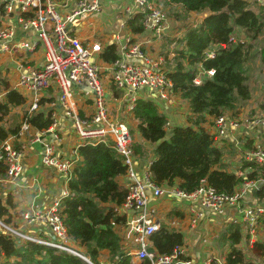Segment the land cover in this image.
Masks as SVG:
<instances>
[{
  "label": "trees",
  "instance_id": "16d2710c",
  "mask_svg": "<svg viewBox=\"0 0 264 264\" xmlns=\"http://www.w3.org/2000/svg\"><path fill=\"white\" fill-rule=\"evenodd\" d=\"M164 3L179 6L187 16L191 13L205 15L197 24L190 23L184 29L178 40L173 41V55L169 57V53H166L163 60L167 75L173 82V98L176 100V107L170 108L176 112L178 110L185 122L175 123L168 113L161 111L167 101L148 97L137 98L133 109L128 112L136 121L141 140L152 146L153 157L148 166L150 178L160 186L177 184L179 189L186 192L194 190L199 181L205 178L217 192L231 194L244 179L263 178L264 164L243 158L237 169L243 170L246 173L244 176L226 170L222 163L223 150L218 146L223 137L219 140L214 138V132L204 125L205 116L214 120L227 111L236 113L249 109L247 103L252 99V90L247 67L253 56L252 46L237 37L240 32L247 38L259 36L263 28L264 2L164 0ZM0 11L3 13L4 9L0 7ZM125 27L133 34L142 33V15L136 13L126 19ZM116 50L114 42L107 43L98 53L99 61L96 62L111 65L117 58ZM209 51H213L211 57L207 56ZM260 59L264 63V47ZM198 67L201 70L213 69L214 73H202L201 82L195 84L193 79L200 70ZM112 91L115 96H122L121 89L114 87ZM0 95V141L10 136L16 139L20 121L17 117L13 124L7 125V117L12 108L25 103V97L11 89L1 74ZM249 110L252 112L253 108ZM20 119L22 122L28 121L38 130L47 128L51 123L49 115L41 112L27 115L25 111ZM26 141L30 143L27 138ZM14 147L25 154L21 146L14 144ZM132 148L134 154L149 150L143 143L136 142ZM76 153L72 177L68 181L69 194L61 204L69 236L67 243L72 246L77 243L78 247H75L79 250L82 248L83 251H80L96 264L105 255H108L105 261L111 264H151L148 259L133 261L132 255L123 247L122 232L118 233L126 223V216L118 211L127 197L126 184L118 181L119 177L126 175L123 157L104 143L80 144ZM25 158L26 155L24 167ZM248 169L250 171L246 172ZM3 171L0 164L1 174ZM258 192L260 197H264L262 187ZM1 203L0 200V219L9 225L12 216L10 209L15 206L10 194L7 195L10 206L7 208ZM222 238L229 242L226 264H264V238L257 239L251 249L261 262L258 258H249L248 251L242 247L245 236L240 225L231 223ZM150 240L149 250L155 256L169 254L183 244L182 234L170 231L164 225L150 236ZM0 248L7 259H12V264H87L65 251L29 241L18 243L1 229Z\"/></svg>",
  "mask_w": 264,
  "mask_h": 264
},
{
  "label": "built area",
  "instance_id": "2783aa9c",
  "mask_svg": "<svg viewBox=\"0 0 264 264\" xmlns=\"http://www.w3.org/2000/svg\"><path fill=\"white\" fill-rule=\"evenodd\" d=\"M264 2V0H259ZM0 7L11 15L14 14L20 31L33 32L34 38L16 39L17 28L11 23L0 26V54L16 48L28 52L41 50L43 64L34 66L19 63L18 78L15 87L21 89L29 99L28 115L37 111L45 91L55 88L57 99L64 114L72 120L74 132L79 138L70 156L60 154L57 150L61 138L53 128L56 120L53 118L51 127L35 129L28 121L21 122L18 127V137H27L30 143H41V163L46 168H54L64 178L66 187L47 204H34L33 208L24 214L28 223H42L52 233V239L42 238L31 232H24L0 219V229L6 231L18 243L34 242L73 254L87 264H96L77 249L67 243L68 233L62 216V200L69 194L68 181L72 177V169L80 144L104 143L112 146L124 159L126 165L127 197L118 208L119 213L126 216L125 237L132 241L128 247L129 254L137 260L148 259L151 264H191V260L183 258V251L175 247L169 254L155 256L149 250L150 236L159 228L157 208L151 198H158L165 192L163 186L155 184L150 178L148 167L142 177L134 169L133 137L126 122L115 120L109 113L108 92L102 76V70L95 58L102 50L99 42H85L75 32L79 20L101 10V0H77L73 10L61 13L55 0H0ZM142 15L143 32L160 37L166 29V20L162 11L153 5L151 0H132V5L124 8L122 26L126 19L134 14ZM231 39H234L231 36ZM244 39V38H243ZM117 58L109 65L108 80L117 89L126 91L124 108L130 112L136 102L137 92L144 89L155 90L157 100L170 102L173 97V82L162 67V59L154 58L144 48L143 43L126 34L123 40L117 42ZM213 51L207 56L211 57ZM213 75L214 70L200 69L193 82H201V74ZM86 87L90 92L92 111L82 117L77 110L75 90ZM0 95V100H1ZM250 127H260L264 131V115L253 116L247 121ZM239 126V121L225 113L213 120L214 138L219 140L230 130ZM50 135V139H44ZM15 136L0 141V164L7 179L16 181L23 171L24 152L13 145ZM246 159L264 164V146H258L247 151ZM246 173L238 172V176ZM264 181V178L261 179ZM260 179H244L239 188L231 194H223L207 183L205 178L198 186L189 192L171 187L168 190L178 198H186L198 202L202 211H194L192 223L203 214V210L223 215L227 209L237 210L232 219L233 224L240 225L244 231L247 246L252 248L256 241L258 230L263 228L264 205H242L241 198L250 189L259 190ZM193 207V206H192ZM6 258L0 248V263ZM98 264H111L107 261ZM202 264H226L223 260L212 257Z\"/></svg>",
  "mask_w": 264,
  "mask_h": 264
},
{
  "label": "crops",
  "instance_id": "0c3cea01",
  "mask_svg": "<svg viewBox=\"0 0 264 264\" xmlns=\"http://www.w3.org/2000/svg\"><path fill=\"white\" fill-rule=\"evenodd\" d=\"M55 1L56 7L61 13L70 12L74 9L77 3V0ZM130 4L132 5V0H101V10L89 16L86 20H79L78 26H75L76 34L85 42H99L102 48L107 43L114 42L117 44V42L121 40L122 37H124L126 34H129L135 40L143 43V48L150 55H152L154 58L162 59V67L165 68L163 60L165 59L166 53H169V57L174 53L173 51L170 52L168 50V47L166 46L168 45L167 41L173 39V37L176 35V28H178L179 31L178 35H181L184 31L183 25L186 23L183 21H174L172 20L171 16L168 18L169 21L168 19L166 20V29L160 37H153L151 33L148 32L133 34L129 32L125 26H122V22L124 21L123 18L125 17L124 8ZM168 7L172 8L169 5ZM204 15L191 13L190 17L192 18L191 20L187 21V24H190V22L191 24H197ZM7 22L13 24L17 28L18 32L16 39H31L35 37L33 32L20 31L14 14L9 15L5 11H3V13L0 11V26ZM168 37H170V39H167ZM172 45H174V42L171 44V46ZM95 60L97 61L98 58L96 57ZM43 61V52L41 50L28 52L25 49L16 48L12 51L0 54V74L7 79L11 89L18 91L22 96L25 97V103L18 107L12 108L9 113V115L16 113L15 115L18 117V121H20L18 127L22 122L20 118L25 111L27 113V108L29 105V99L27 95L21 89L15 87L17 84L16 81L18 78L19 63H28L34 66H41ZM98 64L100 67H102V71H106L104 74L102 73V76L104 82L106 83L105 86L109 95L108 110L110 115L117 121H121L122 119L120 118H123L122 121L127 123L133 137V144L135 142L143 143V146L149 149L142 151V153H136L133 155L134 169L137 175L142 177L145 169L149 166L150 160H152L153 157L152 146L141 140L136 129V121L131 118L130 114L124 108L126 91L121 89V97L114 95L112 90L115 86L108 80L110 77V70L108 68L109 65L103 62H98ZM110 84L112 85L110 86ZM116 90L118 89L116 88ZM140 91V95L136 94L138 98L142 97L147 99L148 97L150 99H157L156 96L152 95L150 91H147V89ZM57 97L58 96L55 92V88L45 91L43 93V97L40 100V107L34 113L41 112L43 115H49L51 123L47 128L51 127L53 118L56 120V125L53 128L61 138L60 142L57 144V150L60 151V154L62 155L70 156L71 151L79 142V138L74 132L72 120L64 114ZM75 98L77 102L76 107L79 114L82 117L90 115L92 106L90 101V92L88 89L84 86L77 88L75 90ZM175 103L176 100L173 98L166 104V106L162 108L161 111L165 112L166 114L168 113L167 115H169L170 119H173L171 121H174L175 123H184L185 118L178 114V110L176 112L170 108L171 106L176 107ZM247 107H249V109L252 107L253 111L251 112V110L247 108L236 113L229 111L225 112V114L236 118L239 121V126L230 130L218 142V146L223 150L222 163L224 168L228 171H236L237 175L238 172L243 171L237 169V166L240 164L243 158L246 159L247 151L258 146H264V131L262 128H252L247 122L253 116L264 115V106L261 104L260 107H258L257 105L251 103V100H249ZM212 119L213 118L209 116H205L206 121L204 125L209 129L210 132H214L213 124H211V122H213ZM26 138L27 137L21 136L13 140V145L15 144L21 146L24 149L26 155V163L25 167L23 165L21 176L16 181L11 182L7 179L4 171L3 174L0 172L1 204L7 208L10 206L7 203V195L10 194L15 206L10 209L12 216L9 225L24 232H31L42 238L52 239V233L46 226H44V224L28 223L24 219V214L29 212L33 208L34 204L41 206L42 204H47L50 202L52 198L56 197L61 192V190L66 187V183L64 182L62 174H60L56 169L46 168L42 165L41 143L28 144ZM44 139H50V135H46ZM74 159L76 160V157ZM248 171L250 170L248 169L246 172ZM259 179L261 180L262 178ZM118 181L126 184V176L119 177ZM176 185L177 184H175L174 187H177ZM259 185L264 190V181L261 180ZM171 187L172 186H163V189L165 190L164 194L158 198H151V202L154 203L157 208L156 216L160 221L159 228L164 225L168 230L176 231L182 234L183 244L179 247L183 251L182 257L190 259L191 264H202L203 261L209 257L217 260H223V262L226 263V254L229 249V242L223 240L222 235L226 228L231 225L232 219L237 214V210L227 209L223 215L203 210V214L200 217H197L196 223H192L191 219L194 217L195 212H193L191 208H193L194 211H202L200 205L198 202H192L186 198L180 199L174 196L168 191L169 189L171 191ZM238 188L239 187H237V189ZM241 204L264 205V197L259 196L258 190L250 189L243 196V198H241ZM121 232L123 234L122 237H125L124 231H118L119 234ZM260 238H264V229L258 230L256 234V240H259ZM149 241L151 246L150 238ZM73 245L78 247L77 243H73ZM243 246L245 247L246 251H248V254H254L251 250L252 248L247 246L246 240H244L242 247ZM125 249L129 251L130 248ZM80 250L83 251L82 248ZM132 259L135 262L141 261L134 258L133 255ZM11 260V258H4L0 264H4L5 262L8 263ZM102 261H105V259L101 260V262Z\"/></svg>",
  "mask_w": 264,
  "mask_h": 264
},
{
  "label": "rangeland",
  "instance_id": "374dc122",
  "mask_svg": "<svg viewBox=\"0 0 264 264\" xmlns=\"http://www.w3.org/2000/svg\"><path fill=\"white\" fill-rule=\"evenodd\" d=\"M151 1H152L153 5L156 6V8H158L162 11L165 20H167L168 18H170L172 16V20L183 21L186 23L183 25L184 29H186L188 27L189 23L187 24V21L191 20L192 17L183 14V12L180 11L179 7H172L171 6L172 8H169L168 5H166L164 3V0H151ZM175 17L178 19H176ZM168 21H169V19H168ZM176 30H177V32L175 33L176 35L173 37V39H170V37H168L167 39H170L167 41L168 45L165 44L168 47V50L170 52H172L174 50V47H175V45L171 46L172 42L174 40H178V38L180 36V35H178L179 34L178 28H176ZM124 38H125V36L122 37L121 40H123ZM237 38H240V41L246 40L249 43H251L253 56L250 59V61L248 62V67H247L250 70L249 83L251 85V90H252L251 103L257 105L258 107H260L261 104H263V106H264V63L262 62V59H260L261 55H262V49L264 47V18H263L262 31L260 32V34L257 38H247L244 35V33H241V32L239 33V36ZM241 38H244V39H241ZM99 67H100V65H99ZM164 67H165V64H164ZM100 68L102 70V67H100ZM105 72L102 71L103 74ZM151 92H152V94H155V90H151ZM140 93H141V91H138L137 94L140 95ZM15 114L16 113H12V114L8 115L7 125L13 124L17 120V116ZM120 119L123 120V118H120ZM121 230H123L125 232L124 225H123ZM122 236H123V234H122ZM122 241H123V247L124 248H127V246L132 245V241L126 237H123ZM248 256H249V258H252L253 260L259 259V257H257L255 254H253V255L248 254ZM102 258L108 259V255H105ZM102 258H100V259H102ZM259 261H260V259H259ZM4 264H12V260L8 263L5 262Z\"/></svg>",
  "mask_w": 264,
  "mask_h": 264
}]
</instances>
